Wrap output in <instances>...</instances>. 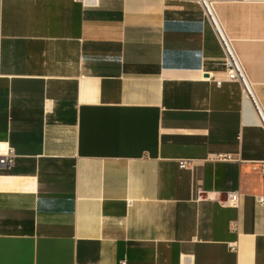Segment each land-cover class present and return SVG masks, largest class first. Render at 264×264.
Wrapping results in <instances>:
<instances>
[{"label": "crops", "instance_id": "1", "mask_svg": "<svg viewBox=\"0 0 264 264\" xmlns=\"http://www.w3.org/2000/svg\"><path fill=\"white\" fill-rule=\"evenodd\" d=\"M214 1L264 109V0ZM224 58L195 0H0V264H264V129Z\"/></svg>", "mask_w": 264, "mask_h": 264}, {"label": "built area", "instance_id": "2", "mask_svg": "<svg viewBox=\"0 0 264 264\" xmlns=\"http://www.w3.org/2000/svg\"><path fill=\"white\" fill-rule=\"evenodd\" d=\"M203 8L206 17L214 25L218 38L224 49L225 58L223 61V66L225 68V79H215L218 86H222L224 82L239 83L242 89V94L244 97L250 99L256 109L258 117L260 119L261 127L264 129V109L256 95L254 85L248 76V73L236 52L233 41L226 35L222 29L218 17L215 11V1L214 0H195ZM16 160V155L13 150L8 149L4 155H0V168H11ZM219 161L232 162L234 158L230 155H220L218 157ZM237 162L242 163L243 161L239 158ZM180 169H189L192 165L191 161L180 160L178 161ZM253 170L264 178V162H254L251 164ZM241 194L238 192L229 193L225 200L220 202L221 206L224 208L238 209L241 202ZM259 202L264 204V199H259ZM231 249L236 251L237 245L231 244ZM125 264V263H122Z\"/></svg>", "mask_w": 264, "mask_h": 264}]
</instances>
